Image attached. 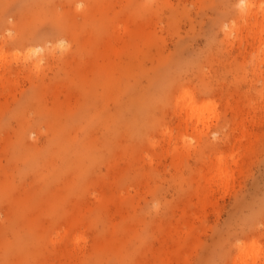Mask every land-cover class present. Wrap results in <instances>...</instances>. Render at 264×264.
I'll list each match as a JSON object with an SVG mask.
<instances>
[{
	"label": "rangeland",
	"instance_id": "374dc122",
	"mask_svg": "<svg viewBox=\"0 0 264 264\" xmlns=\"http://www.w3.org/2000/svg\"><path fill=\"white\" fill-rule=\"evenodd\" d=\"M263 24L264 0H0V264H264Z\"/></svg>",
	"mask_w": 264,
	"mask_h": 264
},
{
	"label": "bare ground",
	"instance_id": "6f19581e",
	"mask_svg": "<svg viewBox=\"0 0 264 264\" xmlns=\"http://www.w3.org/2000/svg\"><path fill=\"white\" fill-rule=\"evenodd\" d=\"M251 6H252V3L251 2H247V8H251ZM250 11H251V9H250ZM261 28H264V24L262 25ZM179 100H180V102L182 101L183 110L185 109L186 116H187V118L189 120H191L192 122L195 120L197 125H199V124L206 125L207 124V123H205L202 120L203 119V114H204L205 111L208 110V108L215 107L214 103L199 104L197 99H196V97H195V95L190 90H184L182 92L181 97L179 98ZM222 160L223 159L220 157L219 158V166H218V171H219L218 175H220V176H224L227 173L226 170L222 167V164H223ZM258 246H259L258 243L254 242L251 247H253V249H258L259 248Z\"/></svg>",
	"mask_w": 264,
	"mask_h": 264
}]
</instances>
